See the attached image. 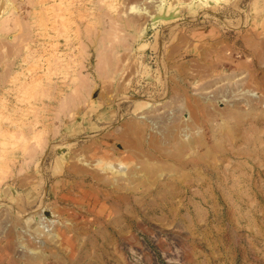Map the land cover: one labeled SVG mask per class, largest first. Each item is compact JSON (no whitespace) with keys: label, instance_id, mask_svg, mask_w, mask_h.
Here are the masks:
<instances>
[{"label":"rangeland","instance_id":"1","mask_svg":"<svg viewBox=\"0 0 264 264\" xmlns=\"http://www.w3.org/2000/svg\"><path fill=\"white\" fill-rule=\"evenodd\" d=\"M192 33L220 70L187 84L181 68L204 65ZM255 52L264 0H0V243L47 240L49 264H264ZM77 188L114 212L44 200ZM30 191L41 202L21 212Z\"/></svg>","mask_w":264,"mask_h":264},{"label":"crops","instance_id":"2","mask_svg":"<svg viewBox=\"0 0 264 264\" xmlns=\"http://www.w3.org/2000/svg\"><path fill=\"white\" fill-rule=\"evenodd\" d=\"M193 32V31H192ZM195 32V31H194ZM198 33V32H197ZM193 35L188 36V45H187V54L193 55V62H195L196 58H198V63H202V72H195V66L187 64L184 68H181V73H185V79L187 81V84H194L195 80L200 79V75H202L203 80L210 79V75H214L216 72L218 73L220 69H218L216 66L218 64H214V60L216 59V56L220 57L221 54L218 51L211 52V55H207V53H201L202 51H198L196 49V34L192 33ZM212 50V49H211ZM255 50H252L254 52ZM253 58L264 57V54L262 55L258 54L257 52L250 54ZM202 58V59H201ZM223 59H226V56H222ZM257 61V60H256ZM264 61H262L263 63ZM212 63V64H209ZM223 63V62H222ZM226 62L223 63V67L225 70H227V64ZM258 63V61L256 62ZM209 64V70H207V65ZM238 65V64H237ZM221 66V65H219ZM173 66L171 69V81L177 82L180 78V72L179 67L176 66L173 70ZM237 68V67H236ZM234 70V69H232ZM254 71H256L254 69ZM257 72V71H256ZM182 78V76H181ZM255 79L258 81V76H255ZM262 84H264V77L262 79ZM257 86H259L257 84ZM111 111L113 110H107V112H102L100 114V119L103 122H109L119 117V112H117L114 109V113ZM111 112V113H110ZM143 119V118H142ZM142 122V121H140ZM142 124V123H140ZM126 126L129 128L130 123H127ZM103 150L102 154L99 156V164H113V159H111V153L109 151ZM138 151H142V148ZM77 171L82 172V169H77ZM78 189V188H77ZM73 191L72 189L66 190L63 193H60L58 195H48L47 198L44 200H49L48 202L51 203L52 200L55 202V204L62 205L64 208L69 209L73 211L75 214H79V212L84 213L85 216L95 217V218H107L109 215L114 212L115 209V203L109 199L108 195H103L99 193L93 194H87L85 192H79L80 190ZM108 192V191H107ZM38 193H32L31 191L29 193H26L24 195L15 196L12 197L17 202L22 204L20 206V211H28L30 208H33L32 206H35L41 202V197ZM53 196V197H51ZM22 207V208H21ZM129 208V207H128ZM50 249H51V242L44 240L39 242L38 246H36L34 243L28 244L27 247H25L22 242L16 238H12L10 240H7L5 242L0 243V264H32L33 262H37L38 264H49L50 263Z\"/></svg>","mask_w":264,"mask_h":264},{"label":"bare ground","instance_id":"3","mask_svg":"<svg viewBox=\"0 0 264 264\" xmlns=\"http://www.w3.org/2000/svg\"><path fill=\"white\" fill-rule=\"evenodd\" d=\"M45 215L43 214V212H41L34 218H36L35 220L38 221L37 224L39 223L41 225L44 224V226H51L52 219L46 217Z\"/></svg>","mask_w":264,"mask_h":264}]
</instances>
